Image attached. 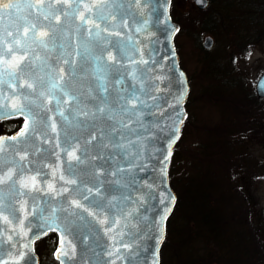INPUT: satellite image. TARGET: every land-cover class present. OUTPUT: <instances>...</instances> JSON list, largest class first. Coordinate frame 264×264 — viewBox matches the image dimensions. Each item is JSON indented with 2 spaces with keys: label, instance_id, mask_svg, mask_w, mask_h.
<instances>
[{
  "label": "water",
  "instance_id": "95a60500",
  "mask_svg": "<svg viewBox=\"0 0 264 264\" xmlns=\"http://www.w3.org/2000/svg\"><path fill=\"white\" fill-rule=\"evenodd\" d=\"M193 1L200 9H206L209 4V0ZM40 3L41 0H0V4L14 6L0 8V97H4L0 104V122L12 118L24 120L18 131L0 136L4 141L0 145V175L11 170V178L0 183V208L2 216L7 217L3 220L0 216V264H40L35 244L51 232L58 234L54 258L59 264L58 250L65 264H113V261L115 264H161L168 220L178 199L170 183V166L188 117L186 106L191 91L175 43L180 25L171 15L172 0L149 3L124 0L122 6L109 0H67V3L43 0V11L39 13L29 7ZM95 4H106L104 15L109 18L100 25V37L107 42H121V47L131 57L124 65L126 82L135 84L143 92L135 105L140 109L138 121L131 122L138 135L130 138L131 144L124 141L130 155L124 160L117 156L111 161V167L104 164L102 168L99 165L103 157H96L91 145L88 159L72 158L65 163L62 150L65 134L71 143L78 142L83 149L86 133L75 126L68 106L61 105L64 115L69 116L68 121L56 115V98H61L62 93L60 87L52 88V84L62 85L63 82L55 71H49L42 64L47 60L56 65L58 58L70 59L76 46L81 51L88 48L95 53L97 38L89 37L83 28L77 32L81 25L80 14L95 13L96 8H92V13L88 11V7ZM122 15L128 18L126 27L121 23ZM56 16L60 17L59 21ZM161 16L163 19H159ZM106 24L110 31H103ZM173 26L179 30L175 31ZM87 27L97 31L91 24ZM41 30L58 37L57 44L63 43L64 48L53 50L51 42L48 49L41 47L37 36ZM16 39L19 44L13 43ZM212 44V37H206L204 47L209 49ZM111 46L107 43V47ZM21 57H26L21 66L33 62L30 72L22 74L17 70L13 79L8 72L16 70ZM145 60L148 63L142 62ZM62 66L67 78L68 66ZM91 79L89 73L87 80L77 81L74 91L83 92ZM24 81L32 83L33 87L29 88ZM255 91L264 99V71L255 82ZM24 96L28 97L27 101ZM19 106L30 113L28 129L22 136L18 134L24 128L25 116L14 114ZM10 112L13 114L9 115ZM53 122L55 130L50 127ZM73 137H78V141L72 140ZM170 137L178 139L169 143ZM110 150L111 145H108L105 151ZM166 152H170V156L166 157ZM76 156H80L79 151ZM133 159L136 163L124 170L126 161ZM68 163L75 166L73 176L68 174ZM118 166L121 170L117 173ZM73 179L75 183L68 182ZM21 180L28 187H23ZM97 182L99 190L93 187ZM86 188L91 189V195L83 200L80 197ZM169 193L175 197V203L163 219L160 210L165 208ZM23 244L29 247L24 248ZM64 251L68 252L67 256L63 255ZM21 252L23 259H19Z\"/></svg>",
  "mask_w": 264,
  "mask_h": 264
},
{
  "label": "rangeland",
  "instance_id": "374dc122",
  "mask_svg": "<svg viewBox=\"0 0 264 264\" xmlns=\"http://www.w3.org/2000/svg\"><path fill=\"white\" fill-rule=\"evenodd\" d=\"M172 4L181 26L176 44L191 93L178 154L182 205L170 223L161 262L264 264V100L257 97L259 101L249 109L246 138L237 144L242 149L231 153L227 140L264 70V31L258 28L252 34L251 23L253 17L264 18V0H209L206 9H199L193 0ZM208 36L213 44L206 49L203 43ZM5 126L0 124V134L6 132ZM189 161L195 163L193 169ZM192 171L195 183L185 176ZM197 191L207 192L206 207H200ZM197 204L200 211L209 206L214 229L201 221ZM55 246V235L36 243L41 264H58Z\"/></svg>",
  "mask_w": 264,
  "mask_h": 264
},
{
  "label": "snow or ice",
  "instance_id": "6c2138e0",
  "mask_svg": "<svg viewBox=\"0 0 264 264\" xmlns=\"http://www.w3.org/2000/svg\"><path fill=\"white\" fill-rule=\"evenodd\" d=\"M59 2V0H58ZM82 2V0H81ZM110 3L114 5L122 6L124 0H109ZM145 3L151 2V0H144ZM198 3H201L202 0H197ZM67 3V0H65ZM71 5H69L70 7ZM14 7L12 4H0V8H11ZM36 9L37 13L43 11V0L38 5H29ZM85 7H88L85 5ZM79 8V3L77 4ZM92 8H96V12L92 15L85 16L80 14L79 19L81 25L77 28V32L80 31V28H83V31L91 36H95V53L91 49L85 48L83 51L80 50L78 46L74 48V54L71 55L70 59H59V62L56 65H51L47 60L43 61V66L47 67L49 71H55L59 76V80L63 82L62 85L52 84V88L60 87L62 93L61 98H56V115H59L62 121H68L69 116L64 115V109L61 108V105L68 106L67 110L69 115L72 117V121L75 122V126L80 128L86 135L83 136L84 145L83 149H80L79 143H71L67 133L65 134L63 151L65 152V163L68 160L75 158L80 160L81 157L88 159L89 145L94 150V155L96 157H103V160L99 167H104V164H108L111 167V161L116 159L117 156L124 160L126 156L130 155L127 151L124 141H128L129 144L133 143L130 139L131 137L138 135L136 129L131 127V122L138 121V114L140 109L135 105L139 101L140 95L143 94L142 89L137 87L131 82H126L128 77L125 75L124 65L127 60H130L129 57L121 47L120 41L107 42L100 37V25L105 23L109 18L104 15V11L107 8L106 4H95L92 7H88V11L92 13ZM63 11V9H60ZM47 19V16L44 17ZM59 21L60 17H55ZM114 19V17H113ZM127 17L121 16V23L126 27L127 26ZM159 19H163L161 16ZM93 25L97 31L93 32L91 27L88 25ZM175 31H178V27L173 26ZM35 28V25H33ZM114 30V29H112ZM27 31V30H25ZM103 31H110L108 25H105ZM11 35V33H9ZM37 36L39 37V44L41 47L48 49L49 42L52 44V49L56 47L64 48L63 43L57 44L58 37L55 35H49L48 30H41ZM19 39L13 41V43L19 44ZM107 43H111V48L107 47ZM126 47V46H125ZM8 51H11V44H8ZM26 57H21L20 61L16 63V70L8 72L9 76H12L13 79H16V71L19 73H28L30 72V65L33 63L29 61L27 64L21 66L22 61ZM15 59V58H14ZM36 59H39L37 56ZM135 62V61H134ZM143 63H148V61H142ZM62 65H67V78H65V68ZM91 65V68H90ZM91 73V81L88 83L87 87L83 92L74 91V85L79 80H87ZM2 75V74H0ZM133 78L135 74L133 73ZM29 88L33 87L32 83L24 81ZM23 87V84L21 85ZM25 101L28 100L27 96H24ZM4 97H0V104H3ZM143 103V102H141ZM13 114L12 112L9 115ZM14 114L24 115L25 116V125L22 131L18 134L20 136L25 134V130L28 129L27 120L29 119L30 113L25 111L24 106H19L14 110ZM51 120V117L48 118ZM183 117L181 118V122ZM50 127L55 130V123H51ZM99 137V139L97 138ZM17 139V137H13ZM78 137H73L72 140L78 141ZM175 139L178 137H170L169 143H174ZM4 141L0 139V145ZM111 145L110 151H105V149ZM60 145L57 144V147ZM76 151L80 152V156H76ZM138 154V153H137ZM166 157L170 156V152H166ZM24 159V157H21ZM82 162V161H81ZM135 159L131 161H126V168L131 167L132 164H135ZM74 165L68 163L67 170L70 176L75 175ZM138 167H143V165H138ZM120 167H117V173L120 171ZM112 175L113 173H109ZM11 178V170L8 171L5 175H0V183H4L7 179ZM34 179V178H33ZM61 179H64L61 176ZM23 187H28V184L24 180L20 181ZM69 183H75V180L68 181ZM97 190H99L100 185L97 182L93 185ZM65 191L67 189H64ZM91 195V189H84L81 193V199L88 200ZM169 199L165 204V208L160 210V216L163 219L167 218V212L171 211V206L175 203V197L170 193ZM92 203V201H89ZM73 204H76L79 207L77 201H73ZM99 207L100 205H95ZM35 209H32L34 212ZM27 215L28 213L25 212ZM0 216H2V208H0ZM3 220H7L6 216H2ZM21 226L23 221H20ZM19 234V233H18ZM162 235L160 239H162ZM22 247H29L28 244H23ZM63 247V245H61ZM127 247V245H124ZM118 251V250H117ZM64 256L68 255L67 251L63 252ZM24 253L21 252L19 259H23ZM56 258L60 260V264H65L64 259H62L60 251L56 253ZM113 264L115 262L113 261Z\"/></svg>",
  "mask_w": 264,
  "mask_h": 264
},
{
  "label": "trees",
  "instance_id": "16d2710c",
  "mask_svg": "<svg viewBox=\"0 0 264 264\" xmlns=\"http://www.w3.org/2000/svg\"><path fill=\"white\" fill-rule=\"evenodd\" d=\"M174 1V0H173ZM174 4H172V10H171V13H172V16H173V18H174V20L176 19L175 18V16H174V12H175V9H174V6H173ZM255 17H253V20H252V24H254V26L252 25V34H253V32L255 31V32H257V30H258V28H259V30L260 31H264V18H259L258 20L256 19V21H255ZM255 25H256V27H255ZM242 26V25H241ZM249 33H247V35H248ZM251 34V35H252ZM183 65V64H182ZM247 101H245V103H243V107H244V110L242 111V116H240L239 117V122L236 124V125H234V130H232L230 133H229V137L227 138V140H228V148H229V145H230V143H231V149H232V151L230 150V152L232 153H234V152H239L241 149H242V147H238V145L237 144H240V142H242V141H244L245 140V138H244V136H245V134L247 133V131H248V127L250 126V112H249V109L251 108V106L254 104V103H256V102H258L259 100H258V98H257V96H256V94L254 93V92H252V95L251 96H247ZM261 100V99H260ZM188 104H189V102H188ZM242 107V108H243ZM249 112V113H248ZM189 119V118H188ZM256 119V117H253V119H252V121L253 122H255L254 120ZM187 122H188V120H187ZM187 122H186V124H185V126L187 125ZM184 126V130H183V134H182V137H181V139H180V141H179V143L177 144V146H176V149H175V152H174V155H173V158H172V163H171V167H170V177H171V185L173 186V188L175 189V191H176V193H177V195H178V202H177V205H176V208H175V210H174V212H173V214H172V216H171V218L169 219V222H168V232H169V226H170V223H171V221H172V219L175 217V215L176 214H178V211H179V208H180V206L182 205V202H181V198H180V196H179V194H178V191H179V188L177 189V184H178V182H179V180H180V178L178 177V176H180V170H181V161L179 160V157H178V154H179V144L181 143V140H182V138H183V136H184V132H185V129H186V127ZM253 127L256 129L257 128V125H253ZM220 129L219 128H217V131H219ZM252 130V129H251ZM250 131V130H249ZM256 131V130H255ZM258 131V130H257ZM250 133V132H249ZM219 135V134H218ZM237 135V136H236ZM241 135H242V139H241ZM237 141V142H236ZM236 142V143H235ZM242 146V145H241ZM205 147V146H204ZM244 152V151H243ZM245 154V153H244ZM176 156H177V158H176ZM244 156V155H243ZM249 161V160H248ZM189 163H190V168L191 169H193V165L195 164V163H193V162H191V161H189ZM249 163H250V161H249ZM264 164V163H263ZM195 166V165H194ZM262 165L261 164H257L256 165V167H258V168H260ZM264 166H262V168H263ZM231 168V167H230ZM229 168V169H230ZM186 176V178H187V180L189 181V182H193V183H195V181L197 182L198 180H197V178H195V175L193 176V171H192V173H191V175L189 176L188 175V173H187V175H185ZM236 176V175H235ZM233 177V176H232ZM236 179V178H235ZM184 189H185V191L186 192H188V190L184 187ZM192 190H189V192H191ZM198 193L196 194L197 195V200L199 201L200 200V207H201V204H203V206H207V204H208V199H209V197H208V195H207V192L206 191H197ZM194 193V194H193ZM192 194L193 195H195V191H193L192 192ZM215 200V199H214ZM199 203V202H198ZM214 203V202H213ZM186 206V205H185ZM189 206V205H188ZM197 207H198V204H197ZM198 209H199V211H198V214H202L201 215V221H203V223L204 224H206V228L207 229H214L215 227H213L212 225H211V218H210V211L211 210H209V206H208V210L206 209V211L205 210H203L202 211V209H201V211H200V208L198 207ZM168 236V235H167ZM166 242H167V239H166ZM166 242H165V244H166ZM164 244V245H165ZM164 247V246H163Z\"/></svg>",
  "mask_w": 264,
  "mask_h": 264
},
{
  "label": "flooded vegetation",
  "instance_id": "af4514ba",
  "mask_svg": "<svg viewBox=\"0 0 264 264\" xmlns=\"http://www.w3.org/2000/svg\"><path fill=\"white\" fill-rule=\"evenodd\" d=\"M204 45V43H203ZM23 120L22 119H9L7 121L4 122V124L6 125V134H12L14 132H16L21 126H22ZM58 241V238H57ZM57 241H56V245H57Z\"/></svg>",
  "mask_w": 264,
  "mask_h": 264
}]
</instances>
